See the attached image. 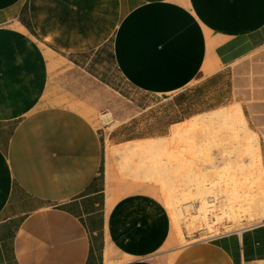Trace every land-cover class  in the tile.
<instances>
[{"label": "crops", "instance_id": "crops-1", "mask_svg": "<svg viewBox=\"0 0 264 264\" xmlns=\"http://www.w3.org/2000/svg\"><path fill=\"white\" fill-rule=\"evenodd\" d=\"M106 51L142 95L111 129L55 82ZM230 105L263 178L264 0H0V264H264V219L189 239L107 153Z\"/></svg>", "mask_w": 264, "mask_h": 264}, {"label": "rangeland", "instance_id": "rangeland-1", "mask_svg": "<svg viewBox=\"0 0 264 264\" xmlns=\"http://www.w3.org/2000/svg\"><path fill=\"white\" fill-rule=\"evenodd\" d=\"M85 57L86 61L90 58L89 55ZM90 64L91 61L88 65ZM88 68L89 67L85 68L88 73L83 70L78 71L77 69V71L73 72L75 74H70V76L68 73L65 74L62 72V68H60V73L55 76V82L64 88L66 86L68 89H71L70 92L72 93V97H74V94L77 98H83V100H86V102L90 103L94 108L96 107L98 120L103 126L109 127V129L119 123V121L115 120L116 118L111 115L112 112L122 116L126 114L128 109L132 112L138 110L136 103L142 101V95L137 91H133L124 78L120 76L109 58L108 51L103 55L102 69H100V65H97V68H99L97 70H99V73H102L103 82L100 80L101 78L99 76H95L96 78L91 76V72ZM147 98L150 101L155 99L152 96H147ZM128 99L134 100L133 103H130L132 105L131 107L127 106L129 102ZM231 107L230 105L221 109ZM202 137H204L203 133L191 129L186 132L182 138L177 139L167 146L162 143V139H157V142L149 147L148 152H145L147 154L132 155L138 150L143 149V147L139 146L136 150L127 152L125 155L127 161L126 159H122L120 174L122 173L121 175L126 179L130 176L131 179L134 178L138 180L140 178L141 180L139 179L138 181H147L143 178L142 174L144 172L142 167L147 163L150 155H154L157 159H161L162 162L169 163L168 167L171 171L169 173L170 180H165L163 182L153 180L150 182L157 185L158 195L168 208L174 211L172 215L176 228L181 232L182 230L186 231L189 235V239L197 237L206 238L217 233L219 229L230 230L263 220L264 177L262 178L261 163L252 137L249 146L256 150V154L253 155L251 163L246 161L242 165H239V163L234 160L224 165V155L220 151L221 146H218V144H216L217 142H209L208 138ZM188 144L189 146H187ZM124 146H126V144L109 147L107 150L108 156L112 159H121L124 156ZM186 147L192 148L195 152L190 151ZM112 148L121 149L119 150L120 156L113 157L109 152ZM166 150L167 152L168 150L172 152L171 156H165L167 155ZM181 154H183V156ZM179 158L184 159V164L181 165V162H178ZM250 158L247 159L250 160ZM225 160L229 162L228 157H226ZM136 165H140V167H136ZM139 168L142 173H139L140 175L137 177L132 175L134 170L138 171ZM234 176L241 184L246 181L245 184L243 183L240 185V187L243 186L242 191L246 190V192H242L240 194L242 197L240 196L238 199H234L237 198L236 196L231 198L229 194L230 188L228 189L230 186L227 187V180ZM248 191L252 193L247 194ZM173 199L179 200L177 203H173L171 202ZM236 200L238 201L236 202ZM169 202L172 203L171 206H169ZM183 202V206H180L179 203L181 204ZM231 203L237 204L234 209V214H237L236 217L231 215L233 213H231L228 208ZM172 207H174V210H172ZM196 207L198 210H196ZM174 216L176 220H174ZM183 240L185 241L186 239L183 238Z\"/></svg>", "mask_w": 264, "mask_h": 264}, {"label": "bare ground", "instance_id": "bare-ground-1", "mask_svg": "<svg viewBox=\"0 0 264 264\" xmlns=\"http://www.w3.org/2000/svg\"><path fill=\"white\" fill-rule=\"evenodd\" d=\"M191 129H194L199 133H203L204 137H202V138H206V139L208 138L209 142L210 141L217 142L216 144H218V146H221L220 151L224 155V157H223L224 165L230 163L233 160L237 161L239 163V165L244 164L246 161H249V163H251L253 160V155L256 154V150H254L252 147L249 146L252 135H251V132L249 131L247 121L244 119V117L241 113V110L238 106L215 110L214 112H211L208 114L196 116L193 119H191L190 121H187L186 123L175 124V126L172 128L170 136L167 138L164 137V139H162L163 140L162 143L166 144V146H167L170 143L175 142L177 139L182 138V136L185 135L186 132L190 131ZM156 142L157 141L154 139L150 140L149 146H153ZM132 144H127L125 146V148H123L124 156L121 159H124V160L126 159L125 155L127 154V152L132 151V150H136V148H138L139 146L143 147L142 144H139V143L136 144L135 146ZM146 145L144 144L143 148H149L148 146L146 147ZM187 146H189V144ZM218 146H217V148L219 149ZM186 148H188L190 151H193L192 148H189V147H186ZM119 150H121V149H119ZM119 150H118V148H112V149H110L109 152L111 153V155L113 157H115V156L117 157L120 154ZM193 152H195V151H193ZM171 153L172 152L170 150H168V152L166 150L167 155H165V156H168V155L171 156ZM183 154H181V155L183 156ZM226 157H228L229 162H226V160H225ZM247 158H250V160H248ZM148 160H150V161H148ZM148 160H147V163L142 167L143 168L142 170L144 172L142 175H143L144 179H146L147 181L156 180V181H160V182H163L165 180H170V174L169 173L171 171L168 167L169 163L167 164V162H162L161 159H157L156 157H154V155L153 156L150 155ZM183 160H184L183 158L182 159L179 158L178 162L179 163L181 162L180 164L182 165L185 162V161L183 162ZM126 161H127V159H126ZM167 161H169V160H167ZM136 167H140V165H136ZM139 173L140 174L142 173L140 168L138 169V171L134 170L132 175L137 177L140 175ZM173 177H176V176H173ZM245 182L246 181H244L243 183L245 184ZM242 184L239 183L237 179H235V176L233 178H229L227 180V187L230 186V187H228V189L230 188L229 194L231 195V198L236 196L237 198H234V199H238V197L241 196L240 194L242 192L243 193L246 192V190H244L245 192L242 191L243 186L240 187V185H242ZM251 193L252 192L249 193V191H248L247 194H251ZM232 194H233V196H232ZM242 199H245V198H242ZM178 200L173 199V200H171V202L177 203ZM237 201L238 200H236V202ZM171 202H169V204H170L169 206L172 205ZM186 202L189 203L188 201H186ZM183 204H184V202L181 204L179 203L180 206H183ZM236 206H237V204L231 203L228 207L230 209V212L233 213L231 215H233L235 217L237 216V214H234L235 213L234 209ZM197 207H196V210H198ZM241 208H242V206H241ZM245 209H247V208H245ZM172 210H174V207H172ZM172 212L174 214V211H172ZM238 212H240V211H238ZM204 217H201V218H204ZM195 219H196V217H195ZM174 220H176L175 216H174ZM179 232L181 233V231H179Z\"/></svg>", "mask_w": 264, "mask_h": 264}]
</instances>
